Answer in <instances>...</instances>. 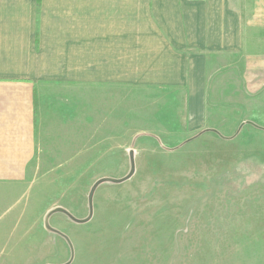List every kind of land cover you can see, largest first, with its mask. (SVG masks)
I'll return each instance as SVG.
<instances>
[{"label":"crops","instance_id":"obj_1","mask_svg":"<svg viewBox=\"0 0 264 264\" xmlns=\"http://www.w3.org/2000/svg\"><path fill=\"white\" fill-rule=\"evenodd\" d=\"M129 86L181 94L190 132L264 130V0H0V249Z\"/></svg>","mask_w":264,"mask_h":264},{"label":"rangeland","instance_id":"obj_2","mask_svg":"<svg viewBox=\"0 0 264 264\" xmlns=\"http://www.w3.org/2000/svg\"><path fill=\"white\" fill-rule=\"evenodd\" d=\"M101 97L108 124L95 145L75 143L79 158L66 144L34 176L0 264H264V130L190 132L181 94L168 91ZM131 160L132 175L100 183L90 203L94 183L125 177Z\"/></svg>","mask_w":264,"mask_h":264},{"label":"water","instance_id":"obj_3","mask_svg":"<svg viewBox=\"0 0 264 264\" xmlns=\"http://www.w3.org/2000/svg\"><path fill=\"white\" fill-rule=\"evenodd\" d=\"M131 156H132V155H131ZM131 159H132V157H131ZM131 161H132V168H131V171H130L125 177H123V178H102V179H99L98 181H96V182L94 183V185L92 186V188H91V190H90V193H89V201H90V203H91L92 194H93V192H94V189H95L100 183H102V182L120 183V182L126 180L127 178H129V177L132 175V173H133V171H134V163H133V160H131ZM87 219H88V218H87ZM87 219L82 220V222H83V221H86Z\"/></svg>","mask_w":264,"mask_h":264}]
</instances>
